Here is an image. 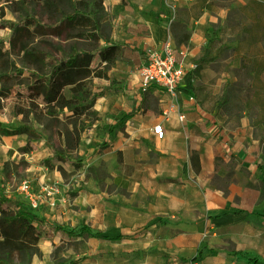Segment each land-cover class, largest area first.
I'll use <instances>...</instances> for the list:
<instances>
[{"label": "crops", "instance_id": "crops-1", "mask_svg": "<svg viewBox=\"0 0 264 264\" xmlns=\"http://www.w3.org/2000/svg\"><path fill=\"white\" fill-rule=\"evenodd\" d=\"M247 1L236 0L235 5ZM194 2L103 1L112 21L101 46L124 45V53L113 68L123 82L119 90L109 91L95 101L97 119L82 134L78 149L88 162L99 157L108 160L114 185L129 189L131 194H142L145 199L131 204L124 194L105 195L97 191L92 177H82L88 191L86 215L80 213V218L100 212L104 222L109 219L115 230H121L114 235L125 232L124 228L148 226L146 233L133 236L126 245L127 250L147 251L145 264H251L250 258L264 263V154L247 117L241 116L235 127H229L192 94L178 88L174 93L155 87L142 92L136 74L149 50L168 40L173 43L170 23L176 10L189 8ZM226 11L206 10L197 20H189L192 46H181L187 50L188 70L194 66L201 47L210 44L206 38L208 28L223 22ZM245 23L249 25L247 39L252 41L255 33L249 21ZM218 36L231 37L230 28L220 25ZM243 44L245 40L236 41L234 46L240 52L249 51L251 44ZM229 51L228 58L238 68L239 59ZM220 61L209 62L202 71L205 77L215 79L213 94H219L224 81ZM254 68L255 64L253 75ZM171 106L173 110H169ZM156 124L162 126V138L152 131ZM103 141L105 146L99 149ZM190 150L196 153L193 162ZM118 152L122 165L117 161ZM215 156L220 161L217 167ZM138 163L144 165L135 168ZM59 175L55 178L62 179ZM215 176L226 178V193L213 181Z\"/></svg>", "mask_w": 264, "mask_h": 264}, {"label": "rangeland", "instance_id": "rangeland-1", "mask_svg": "<svg viewBox=\"0 0 264 264\" xmlns=\"http://www.w3.org/2000/svg\"><path fill=\"white\" fill-rule=\"evenodd\" d=\"M76 1L60 0L56 6L58 12L51 16L41 3L31 4L27 11L15 8L10 2L0 3V90L29 84V71L39 66L36 63L38 53L58 58L57 49L67 54L95 46L91 38L75 37L78 30L64 24L65 17L73 13L71 3ZM85 1L91 4L97 0ZM103 12L107 17L105 20L100 18L103 15L88 19L92 25L97 24L100 33H108L112 18L105 9ZM25 14L31 15L28 18L35 17L43 30L33 31L31 37L14 35L9 26L1 23L24 21ZM82 14H75L80 26L86 21ZM245 21L241 14L226 11L223 22H216L208 28L207 41L214 49L230 44L234 46L236 41L244 40L243 45H252L255 36L253 42L247 39L249 25ZM229 23L243 26L232 43L227 39L233 36H218L220 25L228 28ZM230 53L229 50L217 53L218 59L222 60L219 69L224 72L222 85L230 82L229 79L236 80L234 71L237 68L228 58ZM47 60V57H42L44 69L48 67ZM256 63L257 58H254L253 65ZM210 81L208 77L199 80L211 90L215 82L212 84ZM252 83L264 89V78L256 74H252ZM105 84V80L94 79L91 91L95 92ZM67 115L69 112L64 110L55 115L30 113L14 116L6 108L0 113V193L13 202L7 208L0 204V264H145L143 261L148 252L142 248L127 250L126 245L131 243L133 236L146 233L148 226L124 228L125 232H120L122 237L115 238L117 235L113 233L121 230H115L109 219L104 222L102 213L80 218V213L86 215L84 203L88 191L82 177H92L97 191L105 195H126L131 204L145 198L142 194H131L129 189L114 185L108 160L99 157L88 162V159L81 158L83 154L78 149L80 138L95 119H77ZM20 125L29 126L35 134H5L6 130H15ZM235 125V121L228 124L229 127ZM257 134L264 154V125L259 126ZM105 143L103 141L98 148L102 149ZM59 174L62 179L55 178ZM224 179L216 184H223ZM24 180L28 182L34 198L41 199L42 204L38 208L31 207L19 189ZM52 185L57 190L52 197L53 205L44 194Z\"/></svg>", "mask_w": 264, "mask_h": 264}, {"label": "trees", "instance_id": "trees-1", "mask_svg": "<svg viewBox=\"0 0 264 264\" xmlns=\"http://www.w3.org/2000/svg\"><path fill=\"white\" fill-rule=\"evenodd\" d=\"M59 1L0 0V3L10 2L13 3L15 8L26 9V11L31 4L41 3L44 10L51 16L57 11L56 6ZM103 1L97 0L89 4L85 0H78L71 3L73 13L67 15L64 21L67 27L78 30L74 35L75 37L91 38L95 46L91 49L80 51L72 50L67 54L57 49L58 58L46 53H38L36 63L39 66L36 70L29 71V84L14 88L10 87L3 91L0 90V113L5 108L14 116L28 115L30 113L55 115L58 112L61 113L67 110L69 112L67 116L70 117L97 119L93 111L95 101L109 91L119 90L118 85L123 82V79L116 75L113 68L118 57L124 53L125 48L123 44L101 46L102 40H106L107 33H100L96 28L97 24L92 25L91 20L88 19L89 17L96 19L97 16L101 15H103L100 17L102 20L107 18L103 12ZM235 2L236 0H195L189 8L176 10L174 20L170 23V33L176 48L192 46L188 22L190 19L197 20L206 10L216 12L220 9H225L227 12L239 13L242 18L249 21L250 27L255 33V41L247 52H240L231 44L224 45L218 49H214L212 44L203 45L199 56L194 60V66L186 73L185 84L179 87L178 90L192 94L204 109L213 112L214 116L223 124H229L231 121H235L237 124L240 121V117L245 114L252 128L253 137L258 139L257 129L260 125H264V89L253 85L252 74L253 59L257 58L254 73L264 78V2L262 0H248L242 6H236ZM79 12H82V16L86 17V21L81 26L75 19V14ZM28 16L31 15L25 14L24 21H1V23L9 26L14 35L21 34L22 36L27 34L31 37L33 31H42L43 27L38 24V20L35 17L28 18ZM227 26L233 36L228 38L227 41L232 43L236 33L241 32L243 26L240 23H229ZM86 29L90 30L89 33L84 32ZM206 38H208L207 34ZM225 50H232L234 58L239 59V66L234 71L236 80L224 83L219 94H213L212 89L209 90L199 80L205 77L202 71L207 67L208 63L218 61L217 53ZM42 57L48 58L46 62L48 67L46 69L43 68ZM94 79L105 80L106 84L99 90L92 92ZM210 80H212L210 81L212 84L215 82L214 78ZM86 81H88L87 84ZM195 81L197 83H194ZM144 106L149 107L150 105H145L144 102ZM15 133H26L30 136L35 134L26 125H20L15 130L8 129L5 131L7 135ZM195 154L194 150H190L192 162ZM117 161L120 165L123 164L120 152H118ZM214 164L215 167L220 164L218 156H215ZM143 165V163H138L135 168H141ZM126 167L128 168V166ZM165 180L177 181L173 178ZM220 180L221 178L218 176L213 179L215 183ZM262 180L264 181V177ZM217 187L223 193H226L227 190L224 187V183L218 184ZM12 203L11 200L0 193L1 205L7 208L12 206ZM262 224H264V221ZM120 237H122L121 234L115 238ZM249 262L251 264H264L258 262L256 258H250Z\"/></svg>", "mask_w": 264, "mask_h": 264}, {"label": "built area", "instance_id": "built-area-1", "mask_svg": "<svg viewBox=\"0 0 264 264\" xmlns=\"http://www.w3.org/2000/svg\"><path fill=\"white\" fill-rule=\"evenodd\" d=\"M187 50L183 47L176 48L174 44L168 40L160 47L151 49L147 52L143 62L138 66L136 74L142 86V92L149 87H155L159 90L174 93L177 88L185 84V76L188 71L186 63ZM173 110V106L169 107ZM169 110L166 112L168 113ZM152 131L158 138L163 137V129L160 124L153 126ZM19 189L28 199L30 206L38 208L42 202L37 200L31 194L30 186L26 180L22 181ZM57 190L52 185L45 196L51 205H53L52 197Z\"/></svg>", "mask_w": 264, "mask_h": 264}]
</instances>
